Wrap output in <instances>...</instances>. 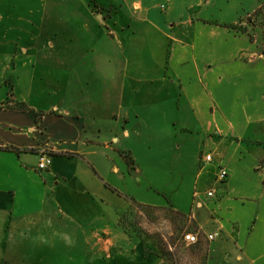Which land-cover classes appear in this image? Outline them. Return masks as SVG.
Segmentation results:
<instances>
[{"label": "crops", "instance_id": "obj_1", "mask_svg": "<svg viewBox=\"0 0 264 264\" xmlns=\"http://www.w3.org/2000/svg\"><path fill=\"white\" fill-rule=\"evenodd\" d=\"M48 1L0 0V264H45L80 237L106 264H161L155 243L124 224L141 205H170L205 235L218 232L206 264L216 254L264 264V42L247 23L264 0ZM80 13L78 53L76 30L61 28L64 14ZM45 46L58 54L41 55ZM49 59L45 86L47 66L38 68ZM80 65L95 70L87 84ZM97 86L103 118L81 101ZM43 151L52 162L39 170ZM160 164L193 174L184 201L131 199L127 209L109 192L107 173L127 180Z\"/></svg>", "mask_w": 264, "mask_h": 264}, {"label": "rangeland", "instance_id": "obj_2", "mask_svg": "<svg viewBox=\"0 0 264 264\" xmlns=\"http://www.w3.org/2000/svg\"><path fill=\"white\" fill-rule=\"evenodd\" d=\"M92 5H94V2H90ZM51 4L63 6V7H70V6H79L80 1L77 0H58V2H53L52 0H49L47 5L50 6ZM56 7V6H55ZM52 14V13H51ZM60 15L62 13H59ZM67 15V17H71L68 19L66 17V23L61 28L63 32H70V30L75 29L76 33L78 34V37L76 38V48L77 52H84V35L85 32L82 28L78 26V22L82 21L83 23L88 21V18H85L83 14H74L71 16L70 14H64ZM253 19V25H251L252 31L255 30V26H258V33L255 34V36H261V40L264 42V7L259 13H254L253 16L249 17L247 20V23H250V19ZM47 21V20H46ZM50 23V20H49ZM72 23V24H70ZM247 27L248 24L245 26L242 25V28ZM250 28V26H249ZM50 34H45L46 38H49V36L52 35L53 31L49 30ZM75 32V31H74ZM95 36V35H94ZM92 36L91 38H93ZM58 38H62L61 36H58L55 38L58 40ZM83 43V44H82ZM64 49V46H63ZM66 49V48H65ZM53 52H56L58 54V51L53 50L48 47H44V50L41 51V55H44L45 53L51 54ZM55 54V53H54ZM41 62V71H44L42 65L45 64L47 66V72L46 74V83L45 86H47V81H51V69H52V61L49 59L48 61H40ZM74 65H78L77 62H74ZM91 65V64H89ZM79 71L82 75L83 81L85 84H87L88 79L91 80L95 76V70L93 67L86 66H79ZM61 74V73H60ZM87 78V79H86ZM36 84V83H35ZM91 83L89 82V85ZM88 89V90H87ZM84 95L85 98L83 101H91V104L93 106V109L85 111H89L90 117H95L96 114L99 115L98 118H103L107 114L109 116L108 112L109 109L102 107L100 104V95H99V86L95 88H87ZM66 95V94H63ZM70 96H74L75 94H69ZM54 94H49L48 89L45 93L46 99L51 101V99L54 97ZM57 96V95H56ZM77 98L79 99L80 94H76ZM45 99V100H46ZM109 106V105H108ZM101 116V117H100ZM100 120V119H97ZM104 120V119H103ZM91 123L94 121L93 118L89 120ZM105 121V120H104ZM106 122V121H105ZM106 127V126H105ZM167 145H169V142L162 143V147L160 150H157L158 156L161 155L159 159L161 161L164 160V156H162L163 152L167 150ZM138 146L140 152L142 154H145L147 146L145 147L144 141H138ZM112 149H109V154H118V150L115 146V144H111ZM194 149V146H191V150ZM190 150V151H191ZM104 151V150H103ZM168 151V150H167ZM146 159V158H143ZM264 165V163H263ZM109 169V168H108ZM192 172V171H191ZM109 175V183L112 185L113 188L109 189V192L114 196L117 200H119L121 203L123 201L125 202L127 209H129V205L131 202V199H135L139 203L142 201V199L150 197V199L155 201H162L163 204L167 205L168 200H171L175 198L176 200L180 199L181 201H184V197L186 193H192L193 192V185L184 177H193V174L191 173H179L174 171L171 167L165 166L163 164H160L158 168L152 169L146 173H138L134 175H129L127 180H125L121 175L114 174V173H107ZM195 175V174H194ZM116 185H118V188ZM128 198V200L126 199ZM112 208H114V205H111ZM111 211V210H110ZM186 216V217H185ZM185 216H182L179 211L172 208L170 205L165 207H153L148 205H141L139 207H136L128 217H126L123 221L126 227L130 228V230H134L143 238L145 242L150 241L155 243V251L157 254L160 255V257L168 258L165 253L163 252L164 249L172 250L175 252V259L177 264H202L203 257L205 258V253L209 248V240L208 235H205L202 231L199 230V227H197V232H194L195 230L191 231L192 233H195L198 235V242L194 244L188 243L185 238L182 239V235L184 231L188 229V227L198 226L195 221L191 219V217L186 214ZM109 216L108 223L113 224L112 219ZM123 224V225H124ZM195 225V226H194ZM183 228V230H181ZM219 236V235H218ZM217 236V237H218ZM207 238V239H206ZM79 243L75 249L74 252H64L63 246H61V250L59 252H53L52 254L47 255V259L45 264H51L52 263H60V264H106L110 261V258H106L105 256H102L101 254L98 255L94 252L93 248H90L89 246L82 243V237L78 238ZM174 241V243H173ZM117 246L122 247V243H116ZM162 250V251H161ZM34 255V254H33ZM116 257V256H115ZM118 258V257H117ZM232 261V260H230ZM169 262V259L167 260V263ZM211 264H223V258H220L219 254H216L214 258L210 261ZM232 262H230L231 264ZM226 264V263H225Z\"/></svg>", "mask_w": 264, "mask_h": 264}, {"label": "built area", "instance_id": "obj_3", "mask_svg": "<svg viewBox=\"0 0 264 264\" xmlns=\"http://www.w3.org/2000/svg\"><path fill=\"white\" fill-rule=\"evenodd\" d=\"M206 161H211L212 160V155L208 154L207 156H205ZM52 162V158H51V154L49 152L43 151L40 153L39 156V162H38V169L39 170H45L49 167V165ZM228 176V171L226 168H221L218 178L220 180H224L226 177ZM215 194V190H210L208 192L209 196H214ZM219 235L218 232H215L213 234H209L208 235V239L213 240L215 239L217 236ZM185 240L190 243V244H194L196 242H198L199 238L198 235L192 232L186 233L185 234Z\"/></svg>", "mask_w": 264, "mask_h": 264}, {"label": "trees", "instance_id": "obj_4", "mask_svg": "<svg viewBox=\"0 0 264 264\" xmlns=\"http://www.w3.org/2000/svg\"><path fill=\"white\" fill-rule=\"evenodd\" d=\"M264 7V3H263V5L255 12L256 14L257 13H259L261 10H262V8ZM130 160L131 159H129V162H130ZM182 216H185L186 214H184V213H181V212H179ZM186 217V216H185ZM195 226V225H194ZM181 230H183V228L181 229ZM193 230H195L194 232H197V226H195V228L193 229V227H188V229L186 230V231H184V233H183V235H182V239L184 240V238H185V234L186 233H189V232H191V231H193ZM185 241V240H184ZM173 243H174V241H173ZM162 251V250H161ZM164 253H165V255L168 257V258H164V257H162V259H163V261H162V263L161 264H177V262H176V257H175V252L174 251H172V250H168V249H164V251H163ZM169 259V262L167 263V260ZM202 264H206V257L205 258H203V261H202Z\"/></svg>", "mask_w": 264, "mask_h": 264}]
</instances>
